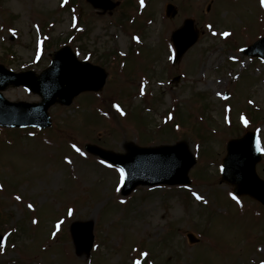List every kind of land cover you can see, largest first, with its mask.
I'll list each match as a JSON object with an SVG mask.
<instances>
[{
    "label": "rangeland",
    "instance_id": "rangeland-1",
    "mask_svg": "<svg viewBox=\"0 0 264 264\" xmlns=\"http://www.w3.org/2000/svg\"><path fill=\"white\" fill-rule=\"evenodd\" d=\"M76 1L71 9L67 0H0L7 68L39 73L67 43L107 71L96 99L84 92L68 106H50V127L0 128V264H141L139 247L153 264H264V207L234 197L220 180L226 141L247 130L257 133L256 172L264 179V61L240 52L264 36L262 0H146L142 15L152 17L144 33L134 30L136 22L122 25L132 1ZM167 2L178 9L169 19ZM185 18L194 20L198 39L173 64L167 36ZM77 25L83 36L70 38ZM110 50L128 57L126 67L101 64ZM2 93L9 101L40 100L20 86ZM173 109L185 125L179 135L159 129L175 121ZM247 109L256 122L242 121ZM178 139L196 158L190 184L138 186L126 196L122 172L84 149L88 143L123 154L129 143L158 147ZM73 221L94 222L89 254L74 253Z\"/></svg>",
    "mask_w": 264,
    "mask_h": 264
},
{
    "label": "water",
    "instance_id": "water-1",
    "mask_svg": "<svg viewBox=\"0 0 264 264\" xmlns=\"http://www.w3.org/2000/svg\"><path fill=\"white\" fill-rule=\"evenodd\" d=\"M176 13L172 5H167V14L173 16ZM192 20H186L184 25L173 32L172 40L177 49L176 59L190 47L197 38V32L193 30ZM244 53L250 55H259L264 57V38L258 40L253 45L245 48ZM0 65V73L8 74L13 84L21 82L28 84L31 89L38 93L42 101L37 104H26L19 102L12 104L0 95V124L16 125L17 121L11 122L12 112L15 110L16 118L36 114L43 122V125L49 124L47 108L55 103L69 104L74 95L81 90L99 89L105 79L104 71L92 66L86 62L76 60L68 47H63L54 54L52 64L49 68L41 72L37 77L31 72L13 73L7 71ZM10 82L0 83V88H4ZM11 83V84H12ZM14 106V107H9ZM15 108V109H14ZM128 152L125 155H117L112 152H106L95 146H87V149L103 157L110 156L112 161L121 163L130 173L131 179L123 188V193L130 191L138 183L156 184V183H188L187 171L194 164V159L188 152L184 143H178L174 146H162L157 148H138L128 145ZM151 152L157 154L148 158L149 168H153V174L156 178L150 179L140 174L134 175L129 163V158L137 153ZM114 157V158H112ZM260 160V151L257 145L254 132H246L240 138L230 139L226 144V156L222 162L221 179L234 186V193L248 194L262 204H264V180L260 179L255 172V164ZM129 183H131L129 185ZM76 245L80 247L77 242ZM79 252V251H78Z\"/></svg>",
    "mask_w": 264,
    "mask_h": 264
},
{
    "label": "snow or ice",
    "instance_id": "snow-or-ice-1",
    "mask_svg": "<svg viewBox=\"0 0 264 264\" xmlns=\"http://www.w3.org/2000/svg\"><path fill=\"white\" fill-rule=\"evenodd\" d=\"M262 3H264V0H262ZM226 35V34H225ZM77 151H79V149H77ZM199 198V197H198ZM29 207H31V205H29Z\"/></svg>",
    "mask_w": 264,
    "mask_h": 264
}]
</instances>
